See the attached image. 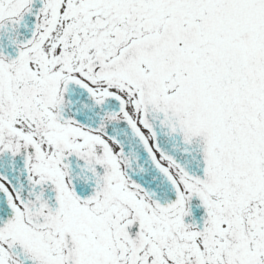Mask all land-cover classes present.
<instances>
[{
	"label": "snow or ice",
	"instance_id": "obj_1",
	"mask_svg": "<svg viewBox=\"0 0 264 264\" xmlns=\"http://www.w3.org/2000/svg\"><path fill=\"white\" fill-rule=\"evenodd\" d=\"M0 264H264V0H0Z\"/></svg>",
	"mask_w": 264,
	"mask_h": 264
}]
</instances>
